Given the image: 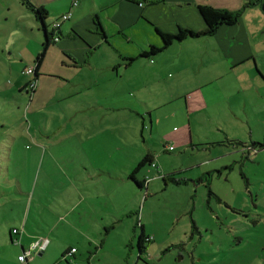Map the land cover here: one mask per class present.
Instances as JSON below:
<instances>
[{"label": "rangeland", "instance_id": "374dc122", "mask_svg": "<svg viewBox=\"0 0 264 264\" xmlns=\"http://www.w3.org/2000/svg\"><path fill=\"white\" fill-rule=\"evenodd\" d=\"M68 1L48 3L50 21L56 22ZM90 1L98 7L107 5L106 0ZM112 1L117 4L101 12L110 31V45L96 53L93 66L115 61L119 57L116 50H135L133 44L124 43L130 37L142 51L150 52L151 47L164 48L157 33L161 28L173 35L179 28L206 29L197 0H140L141 7L154 15L145 12L146 17L142 12L127 24L126 18L120 22L111 18L114 9L126 8L120 0ZM31 2L37 5V0ZM218 3L238 12L244 0ZM123 25H132L136 31ZM44 42L40 22L22 0H0V264H13L11 255L21 252L19 244L10 243L11 228L49 239L45 252H66L71 247L80 252H115L118 264H264L262 8L245 9L236 26H224L216 36L176 40L149 57L137 54L141 58L130 67H126L130 61H119L124 65H117L119 74L104 68L93 98L119 106L116 111L81 113L77 119L71 101L56 103L63 86H68L61 76L71 77L72 70L63 66L71 59L67 50L50 47L35 101L23 88L34 79V74L25 73L36 67ZM253 51L259 54V62L238 58L240 53ZM57 74L59 80L51 78ZM82 76L85 80L86 75ZM82 116L95 128L83 129L78 121ZM99 123L103 126L96 128ZM107 132L127 143V164L138 152L132 141L142 146L145 137L156 155L157 168L148 166L139 174L151 183L141 190L140 204L133 202L141 216L135 241L136 223L126 218L110 230L102 248L87 251L69 225H60L53 233L61 206L69 204L54 193V187L61 182L63 171L83 165L71 157L73 149L82 140ZM39 147L46 148V153L34 155ZM12 180L14 185L8 182ZM19 180L24 189H35L29 217L33 230L24 225V203L14 202L24 197L17 193ZM142 227L147 253L136 263Z\"/></svg>", "mask_w": 264, "mask_h": 264}, {"label": "crops", "instance_id": "0c3cea01", "mask_svg": "<svg viewBox=\"0 0 264 264\" xmlns=\"http://www.w3.org/2000/svg\"><path fill=\"white\" fill-rule=\"evenodd\" d=\"M60 1L61 0H37V6L48 10V3L53 4ZM82 1L85 2V5L87 6L83 4L81 5L79 0L78 6L73 8V0H70L68 1L70 3H67L65 8L61 10L58 18L67 13H71L72 17L69 21L62 24L59 32L60 40L53 44L60 46L64 51L67 50L71 59L70 62L64 61L63 66L72 70L70 71L71 77L68 78L58 74L55 77H51L55 80H59V76H61L67 80L66 83L68 86H63L61 92L58 94L56 103L61 104L65 101H71L72 104L69 106L70 109L73 110L76 119L81 113H102L107 112L110 109L116 111V107H118L119 104L115 105V103L112 102L104 103L93 98V96H95L94 88L101 85V79L104 77L103 69L112 68L114 72L118 70L116 73L119 74V69L124 66L123 64H120L121 62L119 61L126 62L128 59H134L131 63L128 61L130 65L126 67H130L135 61L141 58L140 56H137V54H143L145 52L142 51L140 47L136 46V44L133 43V37H130L126 39L127 41L124 40V43L133 44L135 50H128L124 53L116 50L118 51L117 53L119 57L116 58L115 61L108 64L102 62L101 64L93 66L92 61L96 53H98L104 46L109 47L110 45V31L104 24L103 20H106V18L102 17L101 12L106 7L107 9L113 8L117 3H114L112 0H106L107 5L105 7H98L90 0H81V2ZM177 1L185 3L186 1L194 2V0ZM119 3L126 8L124 10L114 9L112 11L113 15L111 18H113L115 22H120L122 20L125 21L126 18L128 20L126 24L129 22L131 23L138 19L142 12L145 16L146 14H150L151 17L154 15L152 11L141 7L140 0H120ZM196 4L198 7L209 5L214 8L233 11V8L230 5L220 4L218 3V0H197ZM181 10L183 11L184 9ZM47 12L49 17L46 23L52 27L53 22L50 21L51 11ZM133 27L134 26L132 25H123V28H129V30ZM50 31L52 32V29ZM133 31H136V27L133 28ZM161 32L167 33L162 28ZM111 33L115 35L116 31L113 29ZM151 46L157 45L152 43ZM258 55L253 51L252 53H240L238 58L241 60H247L252 57L259 62L260 56L258 57ZM111 64L113 67H111ZM117 65L120 66L119 69ZM42 66L39 70L38 77H36L37 87L34 92H32V101H35L37 92L42 85V75L40 73ZM93 72L97 73L96 77L93 76ZM82 74L86 75L85 80H83L84 76H82ZM29 82L27 83L29 84ZM27 83L23 87L24 89H26V86L28 85ZM64 87L66 88L64 89ZM26 92L27 94L30 93L27 89ZM83 117L84 116L81 118L82 120H78L83 129L87 130L88 128H95L94 123L88 124ZM150 117V124L153 126L154 120L151 115ZM72 121H74V119ZM101 126H103V123H99L96 128ZM143 126L145 127V124H143ZM143 138L142 146H140L141 142L139 143V141L136 140L132 141V143L138 147V152L135 155H131L130 158L132 161L129 164H127L126 158V151L129 148L127 143L122 138H119L110 132H107L100 137L86 138V140L80 142V147L73 149L71 157L77 158L79 162L83 163V165H78L76 169L71 170L70 172L63 171L61 174V182L54 187V193L59 195L65 201L68 200L67 203L69 204L61 206L62 211L59 213L60 217L55 224L53 233L56 232L60 225H69L80 240L82 246L87 251H90L92 248H102L104 239L109 236L111 232L110 230H112V228L116 229L117 224L124 222L126 218H129L134 219L133 221L136 223H133L135 225L133 231L134 235L132 237V240L135 241L137 238L136 231L139 228L141 216L136 213V204L134 205L133 202L140 204L142 197L144 198L141 190L145 187L149 188L151 182H147L146 177L143 180L139 178L141 170L136 176V179L144 184V187L140 188L130 179V175L148 154L152 155L154 163L156 158V155L152 152L151 148L147 147L150 146L148 140H146L145 137ZM62 143L63 140H60L58 144ZM25 150L29 151L30 149L25 148ZM37 151H34L33 154L37 155V153L40 152L44 154L46 153V148L42 149L39 147ZM8 182L13 185L15 184V181L13 180ZM17 186V193L24 197L23 199H15L14 202L18 201L24 203V209H27V217L24 225L26 228H29V230H33L29 225V217L31 215V206L34 201L35 189H24L20 180L17 181ZM36 187L37 184L35 188ZM29 202L30 204H28ZM127 202H129L130 205H127ZM14 230H17L18 234H13ZM37 235L39 234H27L25 231L20 232V230L15 228L10 229V243L19 244L21 246V252H13L11 255L13 264H19L20 257L25 251L30 249L33 243L45 239L43 236H39V239ZM95 240H98V242L94 243ZM16 241H18V243H16ZM72 249L76 248L71 247L66 252H64L65 250H63V252H45L46 250L44 252H38L37 254L39 257L35 254L28 263L20 262V264H118L115 260L118 258V256L115 255V252H80L79 249H76L77 251L70 255ZM121 253L124 254V252ZM132 254L133 252H128V255ZM138 254L139 256L136 263L141 261L139 258H141L142 252H138ZM68 256H71L72 260L68 259Z\"/></svg>", "mask_w": 264, "mask_h": 264}, {"label": "trees", "instance_id": "16d2710c", "mask_svg": "<svg viewBox=\"0 0 264 264\" xmlns=\"http://www.w3.org/2000/svg\"><path fill=\"white\" fill-rule=\"evenodd\" d=\"M23 4L30 9V11L35 15V18L38 22H40L42 26V30L45 34V42L43 44V52L39 54L38 59L36 61V67L34 68V80L36 81V77L39 75V70L41 66L43 65V62L45 60V57L50 49V47L54 44V39H53V30L52 32L49 31V26L47 25V20L49 17V14L46 9L43 7H39L37 5H34L30 0H22ZM260 6L262 10L264 11V0H244L243 4V10H240L238 12H233L227 9H218L214 8L209 5H204V6H199L198 9L200 11L201 16L203 17L205 23H206V29L204 32H195L193 30L189 29H183L179 28L178 33L176 35L173 34H168V33H163L161 31H158V35L162 38L164 42V48L169 47L170 45L173 44L174 41H184L187 38H197L200 36H216L219 32V30L224 27H232L236 26L243 14V11L245 9L249 8H254ZM164 48H155L151 47L150 52H144L142 55L143 56H150L152 54L158 53L162 51ZM130 63L134 61V59H128ZM153 158L151 154H148L142 162L139 163V165L136 167V169L132 172L130 175V179L135 182V184L143 188L144 184L142 182H139L136 179V175L143 170L145 167L148 165L152 167L153 164ZM210 195H213L212 192H210ZM195 228V225L193 226ZM143 234L141 235V239L139 242V251L140 252H145L144 251V241H145V233L144 229L142 227ZM143 254V253H142ZM140 259V258H139Z\"/></svg>", "mask_w": 264, "mask_h": 264}, {"label": "built area", "instance_id": "2783aa9c", "mask_svg": "<svg viewBox=\"0 0 264 264\" xmlns=\"http://www.w3.org/2000/svg\"><path fill=\"white\" fill-rule=\"evenodd\" d=\"M79 4V0H73V4L72 7H77ZM72 14L71 13H67L64 14L63 16H61L58 20H56V22H54L52 24V30H53V39L54 42H58L60 40V36H59V32L61 30L62 24L64 22H67L71 19ZM35 69L34 68H29L26 70V75H32L34 74ZM29 86L30 88L34 91L37 87V81H35L34 79L32 81L29 82ZM172 149V148H170ZM153 168H156V164L153 163L152 164ZM13 234H18L17 230L13 231ZM16 243H18V241H16ZM50 241L49 239L45 238V239H41L35 243H33L30 247L29 250L25 251L24 254L20 257V262L21 263H28V261L30 259L33 258V256H35L36 253L38 252H44L47 248V246L49 245ZM77 250L76 249H72L70 251V255H72L73 253H75Z\"/></svg>", "mask_w": 264, "mask_h": 264}, {"label": "flooded vegetation", "instance_id": "af4514ba", "mask_svg": "<svg viewBox=\"0 0 264 264\" xmlns=\"http://www.w3.org/2000/svg\"><path fill=\"white\" fill-rule=\"evenodd\" d=\"M26 89L32 94V92H34L31 88H30V86H29V84L26 86ZM29 94V93H28ZM143 254H144V252H142Z\"/></svg>", "mask_w": 264, "mask_h": 264}]
</instances>
